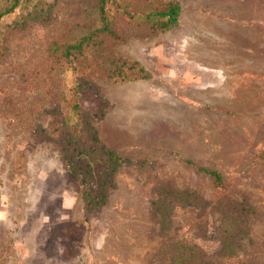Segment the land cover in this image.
Listing matches in <instances>:
<instances>
[{
  "label": "rangeland",
  "instance_id": "374dc122",
  "mask_svg": "<svg viewBox=\"0 0 264 264\" xmlns=\"http://www.w3.org/2000/svg\"><path fill=\"white\" fill-rule=\"evenodd\" d=\"M122 1L127 11L138 13L170 0ZM175 1L179 28L150 37L119 20L125 38L112 51L159 69L152 49L181 45L178 38L188 30L194 46L212 45L219 34V42L230 37L231 42L229 32L236 30L246 34L240 43L249 55H242L241 64L252 60L253 67L238 72L235 100L200 103L192 121L199 138L208 126L209 144L213 133L214 153L195 161L220 174L222 189L215 190L211 179L186 160L159 148L140 149L131 159L145 164L122 163L104 204L86 212L81 187L58 156L56 140L75 116L65 102L71 77L50 52L54 44L73 42L93 27L95 0H32L0 20V264H168L180 243L202 251L192 264H264V0ZM260 1L261 24L229 23L234 10L244 6L247 19L255 6L258 16ZM259 29L262 53L255 58L248 43ZM92 79L103 96L114 85L97 74ZM102 105L98 96L81 95L79 123L85 116L96 127L94 113ZM163 183L191 189L197 198L169 201L168 227L160 231L150 201L152 188ZM242 200L251 209L240 223L246 231L224 252L218 235L222 210Z\"/></svg>",
  "mask_w": 264,
  "mask_h": 264
},
{
  "label": "trees",
  "instance_id": "16d2710c",
  "mask_svg": "<svg viewBox=\"0 0 264 264\" xmlns=\"http://www.w3.org/2000/svg\"><path fill=\"white\" fill-rule=\"evenodd\" d=\"M32 0H0V20L16 8L26 6ZM179 4L175 0L160 4L158 8L141 11H127L122 0H95V20L93 27L73 42L54 44L50 55L55 58L59 70L71 77L66 88L65 102L75 116L74 123L64 127L56 140L58 156L67 174L75 177L81 187V201L84 210L92 211L104 204L109 189L114 187L113 175L122 163L142 165V160H122L114 150L100 141L96 127L82 116L79 123L81 95L93 94L102 100L101 110L94 113L98 122L107 107V100L95 85L92 75L97 74L114 84L148 80L150 72L136 60L124 59L112 51V46L123 41L125 35L119 31L118 22L133 25L150 37L176 27ZM84 114V113H83ZM186 163L191 164L186 160ZM195 169L211 179L212 187L222 189L221 176L214 170L194 165ZM196 194L191 189H176L167 183L152 188L150 210L159 218V230L167 229L171 207L169 201L190 203ZM251 213L245 201L228 202L222 210L221 232L218 233L221 248L227 252L234 237L246 230L240 226L243 218ZM224 218V219H223ZM175 255L168 264H192L202 256V251L194 244H175Z\"/></svg>",
  "mask_w": 264,
  "mask_h": 264
},
{
  "label": "crops",
  "instance_id": "0c3cea01",
  "mask_svg": "<svg viewBox=\"0 0 264 264\" xmlns=\"http://www.w3.org/2000/svg\"><path fill=\"white\" fill-rule=\"evenodd\" d=\"M246 7L234 10L229 23L247 21L254 27L261 24L262 2L259 3V15L255 6V14L249 19L246 18ZM179 26L178 16L174 28ZM182 34L186 35L178 38L181 45L152 49L150 54L158 55L159 69L154 68L155 64L143 62L151 75L148 80L114 84L105 95L107 107L96 124V130L102 144L114 150L122 160H139L131 159L136 150L159 148L174 158L189 161L192 166H200L195 161L197 158H208L214 153L213 133L210 144L208 126L199 138L198 127L192 125L193 117L197 121L200 103L235 100L234 81L242 77L238 72L252 70L253 67L249 65L252 60L241 64L242 55H249L247 48L245 50L240 43L246 34L239 30L229 32L234 38L231 42V37L228 42L225 38L219 42L220 34L216 41L204 37L206 41H212V45L205 46H194L195 38L191 31ZM250 39V55L256 58L258 52L261 56L262 30L259 29L258 33L255 30Z\"/></svg>",
  "mask_w": 264,
  "mask_h": 264
}]
</instances>
